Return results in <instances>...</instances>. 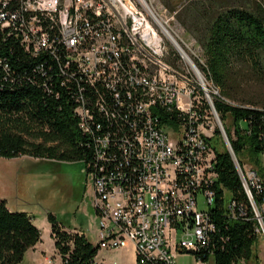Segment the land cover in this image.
Returning a JSON list of instances; mask_svg holds the SVG:
<instances>
[{
	"label": "built area",
	"instance_id": "1",
	"mask_svg": "<svg viewBox=\"0 0 264 264\" xmlns=\"http://www.w3.org/2000/svg\"><path fill=\"white\" fill-rule=\"evenodd\" d=\"M159 12L153 0H0V32L33 57L49 52L62 74L79 77L96 95L92 103L79 91L74 114L81 132L94 139L95 162L85 167L99 250L131 246L135 258L174 264L179 254L207 248L219 141L264 242V152L257 167L239 166L211 100L218 92L200 70V53L175 48L165 33L175 14ZM96 115L120 133L118 159L107 134L94 137L103 126ZM219 190L224 214L244 217L242 205Z\"/></svg>",
	"mask_w": 264,
	"mask_h": 264
},
{
	"label": "trees",
	"instance_id": "2",
	"mask_svg": "<svg viewBox=\"0 0 264 264\" xmlns=\"http://www.w3.org/2000/svg\"><path fill=\"white\" fill-rule=\"evenodd\" d=\"M161 1L165 5L170 2ZM200 2L211 7V11L197 14L203 24L196 29L203 31V40L198 41L204 47L208 80L219 95L213 100L214 109L223 126L227 116L232 119L233 132H225L239 166L257 167L264 152V102L236 104L231 99L240 81L248 78L263 90L264 99V0ZM58 64L49 52L33 57L11 34L0 32V158L79 161L87 167L95 162L94 139L81 132L74 110L79 104V91L92 103L96 95L82 86L79 77L70 72L62 74ZM96 116V123L103 126L102 131L94 132V137L107 134L111 154L118 159L120 154L115 149L120 133L115 128L111 130L106 119ZM241 121L246 123V129L237 126ZM220 143L224 151L216 149L217 202L209 214L214 231L209 246L190 255L201 263L212 258L213 264H239L255 259L254 247L259 238L234 164ZM220 187L242 205L244 217L232 220L224 214ZM47 220L61 264H95L98 245L92 246L83 234L65 231L51 214ZM40 237L28 214L11 212L0 200V264H20L25 253L41 242ZM136 264L161 263L136 258Z\"/></svg>",
	"mask_w": 264,
	"mask_h": 264
},
{
	"label": "rangeland",
	"instance_id": "3",
	"mask_svg": "<svg viewBox=\"0 0 264 264\" xmlns=\"http://www.w3.org/2000/svg\"><path fill=\"white\" fill-rule=\"evenodd\" d=\"M169 1V5H165L161 0H153V6L160 15L159 11L163 8L167 9L170 15L174 11V19L168 23L167 30L189 56H192V52L200 53L204 65L200 66V70L208 79L204 47L198 41V38H203V31H197L196 26L203 24L197 14L206 9L211 11V7L208 8L200 0H193L191 5H187L190 0ZM169 49L172 50V46H169ZM248 79L240 81L241 85L233 94L235 98L231 99L233 103L264 102L263 90L250 83ZM212 90L217 92L214 86ZM211 96L212 101L218 98L217 95ZM223 124L224 131L227 129L233 132L234 124L229 116L225 118ZM237 126L240 129L247 128L246 123L242 121L237 123ZM218 150L224 151L221 143ZM0 200L5 201L9 211L28 214L41 235V242L25 253L20 264H61L50 236L48 214H51L65 231L81 233L92 246L98 245L91 179L82 162H59L27 156L14 159L0 158ZM198 208L200 210L207 208L201 196H198ZM98 252L95 259L97 264H133L125 249ZM254 253L255 259L241 261L239 264H264L262 240L258 239ZM174 264H196V261L190 254H179ZM207 264H213L212 258Z\"/></svg>",
	"mask_w": 264,
	"mask_h": 264
},
{
	"label": "crops",
	"instance_id": "4",
	"mask_svg": "<svg viewBox=\"0 0 264 264\" xmlns=\"http://www.w3.org/2000/svg\"><path fill=\"white\" fill-rule=\"evenodd\" d=\"M78 233V232H77ZM79 234H81V233H79ZM125 252L126 253H128V255H129V257L131 258V260H132V262H133V264H136V258H135V255H134V253H133V249H132V247L131 246H129L127 249H125ZM99 253V252H98ZM98 255V254H97ZM97 257V256H96ZM96 257H95V259H96ZM95 259H94V262H95ZM95 264H97L96 262H95ZM107 264H110V263H107ZM113 264H115V263H113ZM197 264V263H196Z\"/></svg>",
	"mask_w": 264,
	"mask_h": 264
},
{
	"label": "bare ground",
	"instance_id": "5",
	"mask_svg": "<svg viewBox=\"0 0 264 264\" xmlns=\"http://www.w3.org/2000/svg\"><path fill=\"white\" fill-rule=\"evenodd\" d=\"M165 33H166V37L169 39V41L171 42V44L175 47V48H179L180 49V47H178L179 45H178V43L173 39V37L169 34V33H167L166 31H165ZM178 45V46H177ZM213 87V86H212Z\"/></svg>",
	"mask_w": 264,
	"mask_h": 264
},
{
	"label": "water",
	"instance_id": "6",
	"mask_svg": "<svg viewBox=\"0 0 264 264\" xmlns=\"http://www.w3.org/2000/svg\"><path fill=\"white\" fill-rule=\"evenodd\" d=\"M230 149H231V147H230ZM228 152V151H227Z\"/></svg>",
	"mask_w": 264,
	"mask_h": 264
}]
</instances>
